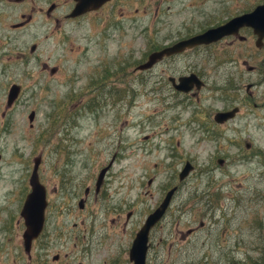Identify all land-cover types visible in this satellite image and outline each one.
Returning a JSON list of instances; mask_svg holds the SVG:
<instances>
[{"label":"rangeland","instance_id":"rangeland-1","mask_svg":"<svg viewBox=\"0 0 264 264\" xmlns=\"http://www.w3.org/2000/svg\"><path fill=\"white\" fill-rule=\"evenodd\" d=\"M55 1L0 0V264H55L58 251L63 258L69 242L55 227L67 229L77 216L90 224L97 210L93 196L84 211L78 202L109 164L112 185L120 187L114 201L127 202L123 217L134 211L131 227L144 222L161 196H140L150 171L157 170L158 184L181 188L166 219L172 230L169 255L162 252L167 264H264V106L258 111L263 118L219 126L213 114L240 105L244 91L238 98L223 91L224 80L214 78L209 60L194 65L180 59L139 70L163 46L161 33L154 38L146 30L143 0H136L133 17H121L125 30L119 33L102 32L98 23L55 28L54 19L62 17L46 16ZM151 4L160 12L164 2ZM189 71L206 83L195 96L175 92L167 80ZM12 85L20 93L7 108ZM111 90L115 96L108 95ZM253 92V100L261 101L264 89ZM113 97L120 106L104 109ZM37 157L47 191L50 227L44 235L51 237L42 235L28 256L20 212ZM187 162L192 171L180 182ZM220 212L224 219L210 225ZM130 233H117L124 248Z\"/></svg>","mask_w":264,"mask_h":264},{"label":"flooded vegetation","instance_id":"flooded-vegetation-1","mask_svg":"<svg viewBox=\"0 0 264 264\" xmlns=\"http://www.w3.org/2000/svg\"><path fill=\"white\" fill-rule=\"evenodd\" d=\"M22 1L17 0V2ZM161 1L162 3L164 2V5L161 4L163 7L159 12V8L152 11L151 0H143V12L145 14L147 32H149L150 36L153 35L154 38L160 33L161 37H163L161 49L152 53L163 49H170L178 42L192 39L210 30L225 27L222 30L225 34L216 41L198 44L178 53L164 56L150 67L148 71H152L158 64L164 62L177 63L180 59H185L194 65L201 62L204 63L202 59L209 60L215 70L214 78L224 80L223 91L230 92L236 98L244 91L243 98L238 100L240 101V105L222 109L213 114L215 124L224 126L239 118H244L247 121L246 124H249L253 119L263 118L259 115L258 111L264 106V94H262L261 101H257V96L255 97V101L261 104L258 106L253 100L255 93L253 91L259 88L264 89V0ZM77 3V0H61L60 2L56 0L47 9L46 16L51 17L57 14L62 17L54 19L53 26L55 28L63 27L64 23L65 25L68 23L77 25L84 22L85 25L89 23L88 25L92 24L93 26H95V23H98L97 27L102 32L119 33L125 30L121 17L129 19L138 12L136 0H104L96 9H92L91 7L79 15L72 16L73 13L77 12ZM92 4L87 3V7L89 5L92 6ZM207 9L208 11H206ZM31 12H33V9ZM30 17V15L27 16L25 22L31 21ZM127 27L129 28V26ZM130 28H133V26H130ZM172 74H174V71ZM192 75H195L198 81L202 83L200 87L202 89L206 83L199 74L193 71H189L186 75L178 77H168L167 80L175 92L182 94V92L174 88V85L179 79ZM193 87H196V85H193ZM200 90L193 88L189 93L184 94L195 96ZM113 92L114 90H111L108 95H114ZM99 96L100 93L98 92ZM250 99L253 101L250 102ZM98 100L99 103H102L104 99L99 97ZM120 102L119 98L113 97L112 101L104 102L103 107L106 110L112 109L116 111V108L120 106ZM226 112L231 114V118L222 123H217L215 121L216 114ZM110 172L111 169L106 172L98 189L95 187V184L92 190L89 187L85 188L84 197L78 202V208L84 211L90 196H93L97 210L94 212V217L90 224L87 225L86 216H77L76 219L78 221L72 222L67 229L61 225H56L55 228L61 229V231L58 230V235H61L65 241L69 242V249H66L63 258H61L60 251L53 255V263L61 264L63 260H68L67 264H89V261L97 257L99 258V264H134L133 260H131V249L136 235L144 225L146 219L158 209L170 191L168 189L169 186L166 181L158 184L157 170H155L156 173L153 175L152 171H150L147 175L146 186L141 190L140 196L143 199L145 197L151 199L156 195L161 196L156 203L151 205V209L145 215L144 222L135 228L134 226H130L134 211L126 212L123 217L122 206L127 202L123 200L120 203H116L114 201V197L119 194L118 190L120 187H113L112 182L115 179L109 176ZM118 183L119 181L116 184ZM155 187L156 191L153 192ZM164 189L165 191H163ZM172 189H174V192L171 196V201L176 198L181 188L173 187ZM171 201L160 219L148 231L145 264H167V261L165 262L162 258V252H167L169 255L167 236L172 233V230H167L166 219ZM47 211L45 209V214ZM221 219L224 218L220 212L215 218L213 216L210 219L211 222L209 224L217 225ZM48 227L50 225L46 222L45 217L42 231L34 242H40L44 236L49 238L50 234L44 235ZM128 228L131 231L129 234L131 238L127 248H124L122 246L124 242L120 243V241H123V238L121 240L116 238L121 232L126 233ZM192 232L194 230L188 231L189 234ZM46 245L48 244H41V246ZM124 255H126L125 258H123Z\"/></svg>","mask_w":264,"mask_h":264},{"label":"water","instance_id":"water-1","mask_svg":"<svg viewBox=\"0 0 264 264\" xmlns=\"http://www.w3.org/2000/svg\"><path fill=\"white\" fill-rule=\"evenodd\" d=\"M104 0H77V12L73 13L72 16L79 15L92 7V9H96ZM87 3H93L92 6L87 7ZM96 4V5H95ZM225 27L214 29L207 31L199 36H196L192 39H188L186 41L178 42L170 49H163L159 52H154L149 55L148 60L139 66V70H146L152 67L157 61H159L164 56H169L171 54L178 53L187 48H192L198 44L202 43H210L216 41L220 37H222L225 32L222 30ZM35 46H32L30 51L33 52L35 50ZM193 85H196V89L199 90L201 87V82L198 81L195 75L184 77L179 79L178 85H174V88L177 91L189 92L192 90ZM20 93V87L18 85H12L9 88V91L6 96V107L9 108L17 99ZM231 118V114L229 112L226 113H218L215 116V121L217 123H222ZM33 113L30 114L29 120L32 121ZM221 161V160H219ZM40 163V157L34 159L33 169L29 178V186L30 192L27 194L20 215L24 221L25 229L22 234L23 239V247L24 251L27 254H30L31 244L34 239L38 237L42 230V226L44 223V211L47 206L46 203V190L45 187L40 183L38 177V167ZM221 163V162H220ZM107 170V167L101 170L98 175L96 188L100 187L103 176ZM192 170V166L189 163H186L182 172L179 174V180H183ZM174 192V189L170 190L166 195L164 201L159 206V208L151 214L145 221V224L142 226L136 238L134 240L132 249H131V260H133L134 264H145V254L147 250V236L149 229L160 219L165 209L167 208L171 196Z\"/></svg>","mask_w":264,"mask_h":264}]
</instances>
